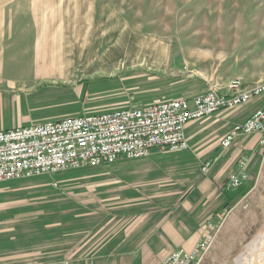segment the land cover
I'll return each instance as SVG.
<instances>
[{
	"label": "rangeland",
	"instance_id": "374dc122",
	"mask_svg": "<svg viewBox=\"0 0 264 264\" xmlns=\"http://www.w3.org/2000/svg\"><path fill=\"white\" fill-rule=\"evenodd\" d=\"M27 6L23 0H0V18L5 22L38 18L47 36L46 44L48 37L61 31L64 45L78 44L82 54H75L71 73L74 83L69 84L79 89V97L87 99L85 106L108 104L86 111L88 114L125 108L132 96L136 105H142L170 100L174 92L190 87L198 91L206 85L218 89L222 80L227 85L239 79L246 86L264 79V0H87L94 23L86 35L87 24L82 19L73 26L54 25V11L44 0L40 7L34 1L30 9ZM86 9L78 10L77 18L85 16ZM72 12L64 9L60 18L64 20ZM72 31L79 34V39L70 41ZM102 36L106 37L104 45L89 55L95 37L99 40ZM130 54L132 57H128ZM103 55L108 57L101 59ZM86 59L91 66L84 72ZM18 60L27 64L35 58L23 56ZM49 103L34 109V114L54 119L56 115L83 113L81 103ZM239 107L242 111L237 107L226 111L241 117L244 110ZM203 120H190L188 124ZM211 127L213 136L218 134V122H212ZM260 157L249 185L248 180L244 182L252 189L227 212L199 264H237L264 231L263 153ZM112 166L67 169L0 183V243L11 245L12 232L17 246L28 236H43L48 255H61L69 264L71 259L101 248L113 232L117 234L120 210L119 196L109 201L102 180L112 176L117 184L119 174L127 171L125 166ZM182 187L187 189L185 181Z\"/></svg>",
	"mask_w": 264,
	"mask_h": 264
},
{
	"label": "crops",
	"instance_id": "0c3cea01",
	"mask_svg": "<svg viewBox=\"0 0 264 264\" xmlns=\"http://www.w3.org/2000/svg\"><path fill=\"white\" fill-rule=\"evenodd\" d=\"M23 1L28 4V9L32 1L38 7L43 2ZM44 3L48 5V9L54 11V25L73 26L82 19V23L87 24L84 34L93 30L90 26H93L94 18L89 16L87 0H44ZM85 8L87 14L77 18L78 10ZM64 9H71L73 12L63 20L60 15ZM41 24L38 18H16L6 22L0 18V129L67 117L56 115L54 119H50L47 116H36L34 109L47 104V101L54 105L81 103V115L88 114L86 111L91 109L108 105L101 103L85 106L87 99L84 95L79 97V89L69 84L73 82L71 73L75 54L78 57L82 54L79 53L78 44L64 45L62 31L59 35L48 37L46 44L47 36L43 33L44 29L40 28ZM16 26L22 28H15ZM75 31L69 35L70 41L79 39V34ZM104 38L106 37L102 36L98 40L95 37L89 55H93L99 45H104ZM121 40L123 39L118 41ZM157 53L158 51L156 55ZM23 56L33 57L35 60L21 64L18 59ZM107 57L103 55L101 59ZM103 61L101 65H104ZM90 66V59H86L84 72ZM225 82L218 81V90L226 91ZM208 88L209 85H206L203 90L198 91L190 87L188 90L174 92L170 97H193L204 93ZM134 97H128L127 101L131 100L129 105H136ZM263 100L264 95H260L241 104L244 110L241 117H234L227 109H223L202 117L205 120L198 121L195 125L187 122L184 135L189 147L185 153L152 151L149 156L134 158L137 159L134 161H115L94 166L113 165V169L126 167L127 171L116 178L117 184L112 176L108 181L105 178L102 180L103 186L106 185L103 193L108 196L109 201H116L111 197L119 196L117 234L114 235L113 232L108 243L97 250L94 248L86 257L71 259L70 263L77 264L81 260L79 264H156L174 249H190L199 237V228L206 222L219 226L227 212L252 189L247 187L251 172L256 171L262 153L264 158V145L259 144V132L239 135L225 149L220 146V139L234 125L249 117L261 106ZM239 106L236 107L242 111ZM212 122H218V134L214 136L211 132L214 129L211 127ZM243 155H249V176L245 180H248L247 186L244 181L238 188L226 190L225 181ZM205 162L210 164L208 170L203 172L201 167ZM80 168L83 167L78 169ZM67 169L77 168L64 170ZM183 181L187 186L185 191L182 187ZM13 233L15 232L10 237L11 245L0 243V264H69L63 261L61 255H48L43 236L38 239L28 236L23 244L17 246L13 243Z\"/></svg>",
	"mask_w": 264,
	"mask_h": 264
},
{
	"label": "built area",
	"instance_id": "2783aa9c",
	"mask_svg": "<svg viewBox=\"0 0 264 264\" xmlns=\"http://www.w3.org/2000/svg\"><path fill=\"white\" fill-rule=\"evenodd\" d=\"M226 91L211 87L193 97H179L143 105L67 116L8 129H0V182L51 174L66 168L94 167L121 158L147 157L152 151H186L184 127L190 120L264 95V79L244 86L239 79L227 83ZM261 133L264 145V100L249 117L232 127L220 139L229 148L243 134ZM249 155L241 156L224 188H238L248 178ZM205 162L201 170H208ZM218 230L211 222L199 228V237L190 249L170 251L156 264H199L211 248Z\"/></svg>",
	"mask_w": 264,
	"mask_h": 264
},
{
	"label": "bare ground",
	"instance_id": "6f19581e",
	"mask_svg": "<svg viewBox=\"0 0 264 264\" xmlns=\"http://www.w3.org/2000/svg\"><path fill=\"white\" fill-rule=\"evenodd\" d=\"M237 264H264V231Z\"/></svg>",
	"mask_w": 264,
	"mask_h": 264
}]
</instances>
